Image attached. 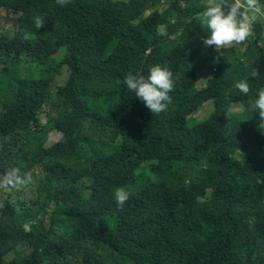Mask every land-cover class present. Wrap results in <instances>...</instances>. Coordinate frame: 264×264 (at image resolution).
I'll list each match as a JSON object with an SVG mask.
<instances>
[{
    "label": "trees",
    "instance_id": "obj_1",
    "mask_svg": "<svg viewBox=\"0 0 264 264\" xmlns=\"http://www.w3.org/2000/svg\"><path fill=\"white\" fill-rule=\"evenodd\" d=\"M206 7L0 0V264H264V18L224 53L202 43ZM157 64L179 80L153 115L124 78Z\"/></svg>",
    "mask_w": 264,
    "mask_h": 264
},
{
    "label": "clouds",
    "instance_id": "obj_2",
    "mask_svg": "<svg viewBox=\"0 0 264 264\" xmlns=\"http://www.w3.org/2000/svg\"><path fill=\"white\" fill-rule=\"evenodd\" d=\"M56 2L64 7L70 3V0H56ZM258 18H264V0L261 2L260 0H207L201 23L207 29L208 35L201 38L202 43L205 47H215L217 51L246 46L250 38H254L253 23ZM44 25L43 19L38 16L34 18V26L37 30ZM24 39H30V33L25 32ZM259 75L256 69L250 72L253 79L258 78ZM178 80L179 77L171 70L157 64L150 67L147 77L129 72L124 78V83L153 115H159L166 112L169 104L172 103L173 98L170 93L175 91ZM234 87L243 96H248L251 92L247 80L235 83ZM254 108L259 117L258 126L264 134V89L257 91ZM114 198L117 207L123 210L130 193L124 188H119L115 191Z\"/></svg>",
    "mask_w": 264,
    "mask_h": 264
},
{
    "label": "rangeland",
    "instance_id": "obj_3",
    "mask_svg": "<svg viewBox=\"0 0 264 264\" xmlns=\"http://www.w3.org/2000/svg\"><path fill=\"white\" fill-rule=\"evenodd\" d=\"M163 4L161 3L160 4V6H162ZM1 14H3V12H1ZM148 14V13H147ZM146 14V15H147ZM260 18H258L255 22H257L258 20H259ZM0 20H3V18H2V16H0ZM4 22V21H3ZM3 22H2V24H3ZM163 29H165V28H162V30ZM161 30V32L163 33L164 31H162ZM244 45H242L241 47H243ZM261 46H264V43L262 44L261 43ZM243 50H245V49H243ZM219 51H221V52H224V53H226V51H227V49H225V50H219ZM209 56H212V55H209ZM216 57V56H215ZM200 65L201 64H199V68H198V73H197V83H202V84H205L204 82H205V80L206 79H208L209 77H210V75H212V71H211V69H209L208 68V66H206V65H204V67H200ZM66 71V70H65ZM65 71H64V75L62 76V79H61V81H63V78L65 77ZM47 107H51V106H47ZM253 108H254V105H253ZM213 109V106H212V104H208V105H206V106H204V108L203 109H201L200 110V112L199 113H197V115H196V118H198V119H201V118H203V117H205L206 115H208V113L211 111ZM255 109V108H254ZM256 110V109H255ZM61 115V114H60ZM60 115H52L51 117H50V119L51 118H56V117H59ZM48 116V115H47ZM198 116V117H197ZM255 119H256V124H258V113H255ZM39 119H40V121L42 122V124H45V122H46V116L45 115H41L40 117H39ZM257 128L262 132V130L259 128V126L257 125ZM49 140H51V141H58L59 140V136H54V135H52V136H50V139ZM145 168H147L148 167V165H145L144 166ZM41 174H43L42 173V170H41V172L39 173H37L36 175H38V177H36V178H34V179H29L28 181L31 183V184H27L26 186H25V188H27V192L28 191H30L31 193H32V191L34 192V188L36 189V187L37 186H39V184H40V180H41ZM13 177L11 176V175H8V176H2V178H1V180H0V185L2 186V189L3 190H1V193H3V194H6L8 191H9V189L7 188V183L8 182H10V181H12L13 179H12ZM24 185V183H21L20 185H18V186H23ZM31 185L33 186V189H31ZM17 191V190H16ZM35 193V192H34ZM13 196H15V193L14 194H12L11 195V197H13ZM252 226V225H251ZM12 256L13 255H9L8 256V260H10L11 258H12Z\"/></svg>",
    "mask_w": 264,
    "mask_h": 264
}]
</instances>
